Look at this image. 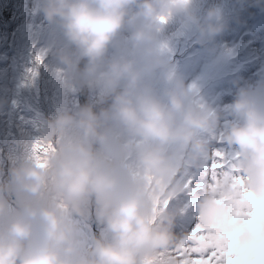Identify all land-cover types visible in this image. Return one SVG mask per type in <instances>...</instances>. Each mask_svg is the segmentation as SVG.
Returning <instances> with one entry per match:
<instances>
[{"label":"clouds","instance_id":"clouds-1","mask_svg":"<svg viewBox=\"0 0 264 264\" xmlns=\"http://www.w3.org/2000/svg\"><path fill=\"white\" fill-rule=\"evenodd\" d=\"M40 7L62 33L65 43L56 56L68 73L98 80L111 103L99 111L91 104L61 111L40 130L47 150L12 169L8 188L19 206L9 212L0 199V216H7L0 264H140L141 258L151 264L158 250L178 248L189 237L175 236L173 215L161 206L172 194L181 159L168 146L190 149L195 161L208 148L201 133H211L218 121L193 99L160 39L174 16L198 23L194 0H40ZM198 28L206 40L222 32L221 9L209 8ZM124 30L129 34L121 40ZM109 46L115 49L111 56ZM231 110L239 119L224 139L239 148L256 226L236 214L231 185L223 180L199 198V223L235 237L232 264H264V91L241 88ZM130 148L141 171L126 163ZM89 197L108 235L82 250L72 213L83 215Z\"/></svg>","mask_w":264,"mask_h":264},{"label":"rangeland","instance_id":"rangeland-1","mask_svg":"<svg viewBox=\"0 0 264 264\" xmlns=\"http://www.w3.org/2000/svg\"><path fill=\"white\" fill-rule=\"evenodd\" d=\"M39 2L40 0H33V6L37 7ZM215 7H218L220 9L226 8L225 13L223 14L224 22H228V23L237 22V24H239L241 20H244L249 26L253 22V11L244 14V13L239 12L235 6L229 8L223 2H220L219 4L217 3ZM175 17L176 16H174V19ZM176 18H178V20L174 21L173 19V22H171L168 25L170 27L166 29L168 40H167V46L165 48V54L168 57L172 54L178 55L184 61V65H183L184 67L182 71L179 73V75L183 77L186 86H190L193 89V99L196 101H200V104L203 107L210 109L217 115L218 117L217 127L215 130H213L210 133L209 136L210 138H216V139L220 138L221 141L224 143L223 146H219L218 148L216 147V145L215 146L212 145L211 147H209V152H206L205 154L200 155L198 157L199 159L197 158L195 160L197 163H200V164L202 163V166L200 167H197L195 165L196 162L192 161L190 157L188 156V152L190 151V149L181 150L178 145L168 146V151H172L171 153L178 154L180 157L182 156L181 154L184 153L185 155L183 156L187 158L185 160L186 165L178 169L176 178L173 181V185L170 186V190H169L171 193L178 191L175 194H179V200L175 202L177 203L179 207L183 208L186 202L189 201L188 199L196 198L197 193L204 194L206 192H209L216 185L217 181L222 180L224 178V173L226 172L228 173L225 167H227L228 169L229 168L235 169L234 176L232 177L243 176L242 170L240 169V163H239L241 160L237 158V151H239L238 146L235 144L229 145L224 139V132L230 127L232 123L237 122L239 118L236 117L232 113V110H231L232 103H229L226 101L224 103V106H222L221 104V100L223 101L225 99H233L234 101V99L237 97V94L239 92L238 88H241V87H237L239 86L237 72L232 71L231 72L232 76H230V74H227L226 72V71H229L230 69L234 70L236 64L233 65L231 68H226L224 64H221V62L223 63V60L219 59V64L216 67H214L213 69L205 70V67L208 66L209 64L208 59L213 60V61H215L216 59L214 58L215 57L214 54H212L214 51L218 54L216 57L224 56V55L234 56L236 46L233 45L231 42L221 43L218 46H213L210 48L212 50V53L202 51L204 47H201V50L200 49L196 50L194 48H191L189 45L190 43H192L191 45L193 46L194 44L201 46L200 41L203 40L204 38H202L201 36H196V33L193 30H186V27L188 26V22L182 15H177ZM41 20H43V18L36 19L35 22H32V26H31V28L35 31L34 37L37 38L36 43L33 45H30L27 48L19 47L21 50L22 49L30 50L31 47L36 46V44L40 40H45V39L47 40H45V43H43V45L40 47L39 53H43L48 50V48L51 45L50 42H48L49 41L48 38H53L54 35L51 32H45V33L39 32V30L44 27L41 24ZM185 20H186V23H185ZM201 21H204V20H201ZM178 31L186 32L185 37L182 40L177 38ZM223 31L225 32L227 31V26H225ZM248 32L250 34L249 36L245 38V40H243V43H242L243 46H245L247 42L251 41L253 36H255L254 28L251 27ZM161 33H164V29L162 30ZM61 39H62L61 46H63L65 42L62 36H61ZM0 43H3V47L0 50V53L4 49L8 50L7 48L8 44L3 42V39L1 36H0ZM254 47L256 48V51L260 53L261 56L263 57L264 46H261L259 48L258 46H254ZM16 48L17 47H15V50ZM186 48L191 49L190 54L186 53L188 52ZM109 49L111 50V52L109 54L107 53V55L111 56L115 52V49L111 46H109ZM217 49L220 50L219 53L217 52ZM252 54H253L252 52L246 53L244 51L243 56H246L248 59ZM14 56H16L17 59ZM14 56L4 53L2 58L0 57V68L7 67L3 70L1 69L0 71V96L5 97V99L0 100V101H4V103L0 105L6 104V110L9 116V122L11 121L10 122V132L16 133L18 131V138H22V137L26 138L23 133L22 126L20 125L19 122L16 121V118H18L17 116L20 114V112L18 111L25 109V107H27L28 109L32 111L34 107L33 100L36 98V95L33 94V91L30 87H27V83L25 81L26 76L31 77L27 71L30 68V66L27 64V62H22V63L18 62L23 57V54L14 55ZM191 57H194L197 61V65H199V69L197 70L198 74L183 75V73L187 74L189 71V67H188L189 59ZM81 60H84V59H81ZM196 61L190 65V70H193L195 68ZM58 62H60V60L58 59L57 56H54L52 58L51 57L44 58V59L42 58L41 63L37 70L38 72L37 81L41 84L46 94V98L42 99L40 97V100H41L40 103L46 115L49 116L51 119L54 118L58 113H60V111L56 110V105L59 103H64L61 111H65L67 109V111L75 112L76 110H78L79 107H81L80 96L83 92V88L82 89L80 88L81 83L79 82V84H77V81L74 76L75 74L70 75L67 69L65 68V66H62L61 64H59V66L53 67L55 63H58ZM170 62L171 64L175 66L176 72H179L181 68L179 57H176V56L172 57L170 59ZM245 64L250 65V63H245ZM245 64L241 65L238 68L240 72ZM33 65H34V62H33ZM51 66L53 68H50ZM63 71H64V75L67 76L66 87L63 86V80H64L63 74H62ZM49 74H50L49 81L52 84V86L56 88V90H54V88H52L51 84L48 82ZM226 77L230 78L227 84L224 83L226 81ZM34 79L35 77L33 79L31 77L30 79L31 84L33 88L36 90V94H38L39 85L34 81ZM70 80L72 81V83H74L71 88L68 87ZM95 81H96V87L99 90L98 94L101 95V99L99 100L97 104L95 102V97L92 95V91L89 90L90 88H88V84H91L92 80L85 81L84 83V86L86 88L85 98L87 99L89 104L94 106V110L99 111L101 107H107L108 104L111 103V101L105 98V93H104L102 84L98 80H95ZM249 81H256L257 85L259 84V80H257L256 78H249ZM156 87L158 91H161L164 87L163 82L162 81L158 82ZM204 89H207V90H204ZM21 91H23V93ZM17 92L20 94L21 97H23V102L25 105L24 106L22 105L21 100L19 98H15L14 101L17 102L16 106L18 107L17 109H14V107L10 106V102L12 101L11 96L12 94L15 95V93ZM23 94L25 95V97ZM102 102H106L105 105L101 106ZM35 106L38 107V105H35ZM36 127L40 129L41 123L37 124ZM21 129H22V132H21ZM39 129L35 130V135L38 137V140H40V135H41ZM27 135H28V138H31V139H35L36 137L34 135L33 137H30L29 134ZM201 135L203 137L208 136L206 134H201ZM20 143L22 144L23 141H21ZM208 144L210 145V143ZM27 149H28V157H29L28 159L33 158L32 150L35 149V147L28 146ZM214 149H217L218 152L222 153L223 154L222 157H217L215 155ZM20 151H21V157H22V154H23L22 146L19 148V152ZM131 155L134 156L132 161L130 157ZM230 155L235 157V161L233 162V164L228 163ZM214 162L221 164L222 167L213 168L212 165ZM126 163L128 167L132 169L133 171H141V166L139 165V162L136 158L134 148H131L129 150ZM180 163H181L180 166H182L183 164L182 159H180ZM0 168H1L0 195L5 190L7 193L6 194L7 199H9L8 196L13 194L12 196L13 199L17 201L15 193L11 191L10 188H8V186L11 183L12 173L11 174L9 173V176H7L2 182V179H3L1 178V175L3 176L2 162H0ZM194 168H196L197 170H195ZM192 176H196V178L193 179L194 181L189 180V178ZM207 176H210L209 181L207 180ZM203 179L207 181V186H205L204 188H202L199 185L202 183ZM182 185H186L187 187L183 188V190H179V189H182ZM173 188L177 190L173 191ZM182 195L183 197H181ZM0 199H2L1 196H0ZM167 200H168V203L165 206V211H168L171 208L172 203H173V201H171L168 197H167ZM8 204L10 205L9 202ZM191 209H193L194 211L193 216H191L189 212L183 214L184 212L181 210L176 211L174 214L173 219L176 222H178L179 219H175V218H180L183 216L182 219L180 220L181 222L179 224L180 226L178 229H175L174 226L172 225V231L175 234V236L178 238L185 237L183 235V232L185 230L189 232V234L186 236H190L193 229L197 226V224H199L198 207L196 208L195 206H192ZM8 211L12 212V209L9 206H8ZM82 211H83V215H77L76 213H72V218L76 221L78 225L79 239L81 241V248L82 250H88L91 248L92 242L94 239L92 223L90 219L91 213L89 212L87 213L86 208H84L83 206H82ZM94 211H95V215L97 216L96 209ZM170 211L168 213H170ZM173 211H175L174 208L171 212L172 215H173ZM156 222H157V219H156ZM6 223H7V216H0V228H3ZM100 235L101 236L108 235L106 225L103 228ZM184 242L186 245H189L192 243L190 240H184ZM172 250H173V247L158 250L155 256L151 258V264H168L169 259H170V253L172 252ZM140 264H144L143 258H141Z\"/></svg>","mask_w":264,"mask_h":264},{"label":"bare ground","instance_id":"bare-ground-1","mask_svg":"<svg viewBox=\"0 0 264 264\" xmlns=\"http://www.w3.org/2000/svg\"><path fill=\"white\" fill-rule=\"evenodd\" d=\"M16 1L17 0H12V3L8 7V13L14 12L15 10H19L18 7L16 6ZM211 1H217L218 4L220 2H223L229 8H231V6H235L236 8H238L237 10L239 12L244 13V14L248 13V12H252L254 10L253 18L256 20L257 24H260V18L259 17H261L264 20V2L262 0H226L227 2L225 0H194V10L199 8V7L202 8L200 10V13L202 16L198 18L199 21H201L205 18L206 12L209 9V4L211 3ZM39 7H40V5H39ZM39 7H37V9H36V12H38L37 19H40V18L44 19V27L42 29H40V32L41 33L51 32L54 35V37L56 38L55 43H57L59 45V41H60L59 36L62 34V33H59L60 29L56 25L51 24L46 20L44 13L41 10V7L40 8ZM1 9H0V11H1ZM221 11H222V14H224L226 11V8L221 9ZM195 13H196V11H195ZM1 16H2V13H1ZM0 19H1V17H0ZM35 20H36V17H34V16L33 17H30L29 15L24 16V20H23V23L21 26H19V24H16V23L12 24V23H9L8 21H6V27L4 28V29H7V30H4V31H6V33H3V31H2L3 29L0 27V36L2 37V39L5 43L14 44L13 47H17L18 50H21L19 47L27 48L30 45H33V41L35 40V37H34L35 32L30 27V22H33ZM177 20H178V18L174 19V21H177ZM168 22H173V20L170 19ZM224 23H225V26H227V31L226 32L222 31L221 33L218 34V36L216 38L212 39L210 47L220 45L221 43L231 42L233 45H235L239 49H241L242 52L244 53L241 38H242L243 29L244 28L248 29L247 23L244 20H241L239 22V24H237V22H231V23L224 22ZM31 40H33V41H31ZM199 48L201 49L200 46H199ZM205 51L208 53H212V50L210 48L206 49ZM243 53H242V56H243ZM235 57H236V55L232 57V60H234ZM208 63L209 64H208V66L205 67V70L213 69L214 67H216L218 65L219 61L218 60L213 61V60L208 59ZM261 64H264V62L259 63V65H261ZM198 69H199V66L193 70L189 69L188 73L187 74L183 73V75L198 74V72H197ZM244 77H246V74ZM77 78H78V81L81 83L82 87L85 88V86H84L85 81H81V79L79 78L78 75H77ZM27 79H31V77L26 76V80ZM260 81L263 82V84H264L263 80H260ZM237 87H239V86H237ZM204 90H207V89H204ZM226 101L229 103H233V99H225L223 101L221 100L222 106H224V103ZM81 104H82V106L89 104L88 101L83 96H81ZM172 146H176V145H172ZM214 150H215V153L218 152L217 149H214ZM171 152L172 151H169L170 154H171ZM93 200H95L94 197H93ZM90 209L93 212H95L94 211L95 209L97 211V208H90ZM182 217H180L179 220H181ZM158 218H160V217L158 216L157 219ZM90 219H91L92 225L94 224L95 221L97 222V224H99L98 233L100 235L103 228L105 227V224L102 223L97 218V216H92ZM93 235H94V232H93ZM181 238H183V237H181ZM174 248L175 247H173V249Z\"/></svg>","mask_w":264,"mask_h":264},{"label":"snow or ice","instance_id":"snow-or-ice-1","mask_svg":"<svg viewBox=\"0 0 264 264\" xmlns=\"http://www.w3.org/2000/svg\"><path fill=\"white\" fill-rule=\"evenodd\" d=\"M41 59L42 57L37 55L34 58L33 67L27 70L32 78L38 74L37 70L41 63ZM34 147L36 152L39 153L46 151L49 146L41 145L38 142ZM215 155L217 157H222L223 154L216 152ZM40 163L42 165L43 160H40ZM212 167L217 168L222 167V165L214 162ZM222 180L231 185L232 193L228 198L235 199L237 204L236 214L250 217L253 225L256 226V204L251 195L247 193L244 188L243 177H232L226 172ZM220 181L221 180L217 181L216 184H219ZM167 203L168 200L165 199L161 202V206H166ZM186 240H190L192 243L186 245L183 241L180 247L174 248L170 253L168 264H232V253L235 243L234 236L217 233L214 231L213 227L199 223Z\"/></svg>","mask_w":264,"mask_h":264},{"label":"water","instance_id":"water-1","mask_svg":"<svg viewBox=\"0 0 264 264\" xmlns=\"http://www.w3.org/2000/svg\"><path fill=\"white\" fill-rule=\"evenodd\" d=\"M91 198L93 200V197H91ZM98 228H99V224H97V222L95 221L94 224L92 225V229H93L95 238L100 237L99 233H98Z\"/></svg>","mask_w":264,"mask_h":264},{"label":"flooded vegetation","instance_id":"flooded-vegetation-1","mask_svg":"<svg viewBox=\"0 0 264 264\" xmlns=\"http://www.w3.org/2000/svg\"><path fill=\"white\" fill-rule=\"evenodd\" d=\"M0 172H1V168H0ZM1 196V195H0ZM13 195L11 194L10 196H9V199H6V201H9V203L11 204V208L12 209H17V208H13V204L15 203L14 202V199H13V197H12Z\"/></svg>","mask_w":264,"mask_h":264},{"label":"trees","instance_id":"trees-1","mask_svg":"<svg viewBox=\"0 0 264 264\" xmlns=\"http://www.w3.org/2000/svg\"><path fill=\"white\" fill-rule=\"evenodd\" d=\"M88 202H89V199H88ZM84 208H86V211H87V213H88V206H87V207H84Z\"/></svg>","mask_w":264,"mask_h":264}]
</instances>
